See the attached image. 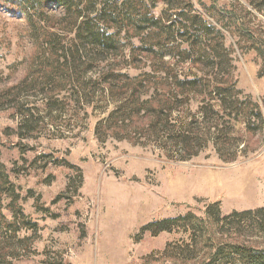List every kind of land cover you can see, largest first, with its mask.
<instances>
[{
  "label": "rangeland",
  "instance_id": "rangeland-1",
  "mask_svg": "<svg viewBox=\"0 0 264 264\" xmlns=\"http://www.w3.org/2000/svg\"><path fill=\"white\" fill-rule=\"evenodd\" d=\"M86 1L104 0H82ZM187 1L171 3L183 7ZM190 1L210 21V14L221 19L218 10L227 7L255 31L254 43L223 31L224 60L241 91L238 98L247 95L262 105L264 63L254 45L264 42V0H218V10L209 0ZM143 2L157 16L164 11L162 2ZM62 11L50 7L43 26L54 24L57 30ZM215 24L219 28L220 22ZM130 37L113 55L122 57L120 68L135 77L150 72L152 64L129 66V52L146 38ZM42 52L26 18L0 9V164L5 173V178L0 177V261L195 264L174 256L184 249L188 234L181 225L188 224L171 220L187 215L202 219L213 205L220 219L264 208V127L259 128L254 119V130L247 131L239 116L226 117L230 122L223 120L228 124L221 141L208 136L181 153L173 136L161 129L151 131L144 113L116 122L110 114L117 103L97 99L78 103L74 84L61 75L52 82L41 72ZM164 62L173 60L166 56ZM180 67L190 69L186 63ZM101 68L95 66L86 76L95 77ZM155 69H162L159 60ZM159 82L142 90L140 101L156 100L164 93V99L171 97L172 88ZM49 91L56 95L49 97ZM172 100L177 102L170 104L171 123L180 126L194 119L200 126L193 128L207 131L209 123L200 114L206 102L191 96ZM27 110L31 119L24 124L20 113ZM212 213L218 220L216 209ZM164 220L170 221L165 225L168 230L152 226ZM245 231L240 242L264 246L261 232L248 227Z\"/></svg>",
  "mask_w": 264,
  "mask_h": 264
},
{
  "label": "trees",
  "instance_id": "trees-1",
  "mask_svg": "<svg viewBox=\"0 0 264 264\" xmlns=\"http://www.w3.org/2000/svg\"><path fill=\"white\" fill-rule=\"evenodd\" d=\"M73 1L0 0V9L26 18L37 48L43 50V60L38 63L43 68L41 72L48 74L52 82L61 75L67 83L74 84L78 103H89L93 99L111 100L117 103L110 114L116 122L144 113L151 131L161 129L167 132L168 137L173 136V143L181 153L198 146L199 142L200 145L208 136L221 141L227 122H230L225 118L233 114L243 119L247 131L254 130L253 119L259 128L264 127V102L259 105L247 95L238 98L241 91L236 89L235 77L228 72V63L224 60L227 48L223 31L253 43L256 33L233 10L227 7L218 10V0H209L211 8L218 10L217 18L222 17L217 20L210 14L213 21L198 13L190 0L183 7L180 3H171V0H156L164 6V11L158 16L151 13L143 0H123L121 3ZM53 6L63 10V16L57 20L58 31L54 30V24L43 26V20ZM253 6L261 12L260 7ZM219 22L218 28L215 23ZM139 34L146 38H141L138 46L132 48L135 50L129 52V66L137 67L138 63H151L152 66L150 72L131 77L120 68L122 57L117 59L118 55L113 54L119 51L123 40L130 42V36ZM254 46L264 63V42L259 41ZM40 56L38 54L34 58ZM166 56L173 63L164 62ZM158 60L162 69H155ZM183 63L189 65L188 71L181 69ZM95 66L102 68L95 77H87ZM154 81L171 87V97L164 99V93L162 97L159 95V99L150 97L140 101V92L148 90L150 84L156 85ZM55 95L49 91V97ZM189 96L206 102L200 113L202 121L209 123L205 132L193 128L200 126L194 119L180 126L171 123L174 107L170 104L175 105L176 98ZM161 98L164 102L159 105ZM20 114L25 118L24 124L30 121L29 110ZM1 168L0 164V177L5 178ZM212 209H216L218 220L212 217ZM261 215L264 216V208L233 212L220 219L218 207L213 205L202 219L192 215L173 219L171 222L188 224L187 227L181 225L188 234L184 249L174 256L195 264H264V246H247L239 241L247 227L261 232L264 238ZM168 222L164 220L152 226H164L160 230H168L169 227L165 226ZM226 226L233 229L232 232H224ZM169 249L166 248V255ZM0 264L6 263L0 261Z\"/></svg>",
  "mask_w": 264,
  "mask_h": 264
}]
</instances>
